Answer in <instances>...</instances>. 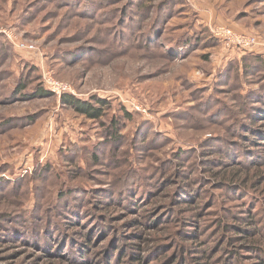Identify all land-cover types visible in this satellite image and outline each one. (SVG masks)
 I'll list each match as a JSON object with an SVG mask.
<instances>
[{
	"label": "rangeland",
	"instance_id": "rangeland-1",
	"mask_svg": "<svg viewBox=\"0 0 264 264\" xmlns=\"http://www.w3.org/2000/svg\"><path fill=\"white\" fill-rule=\"evenodd\" d=\"M222 28L257 44H229ZM45 73L72 93L53 94ZM43 84L52 95L35 96ZM63 96L103 99L105 115ZM232 173L250 178L243 190ZM257 241L264 0H0V264H169L165 251L263 264Z\"/></svg>",
	"mask_w": 264,
	"mask_h": 264
},
{
	"label": "trees",
	"instance_id": "trees-1",
	"mask_svg": "<svg viewBox=\"0 0 264 264\" xmlns=\"http://www.w3.org/2000/svg\"><path fill=\"white\" fill-rule=\"evenodd\" d=\"M152 0H147V4L148 2H150ZM167 4V3H164V5ZM152 8V5H146L145 3L141 4L139 6V9H147V10H150ZM169 17L170 19L173 18V15L172 13H169L165 16V18ZM147 20H148V17H147ZM158 25V21H154V23L152 24V26H150V28L152 29L153 27L157 26ZM43 87H41L39 90L36 91V95L37 97L39 96H44V95H52L47 89L46 87L44 86V84L42 85ZM27 89L26 85L24 82H20V85H19V89L17 91V94H19L20 92H25V90ZM25 95L24 96H29L28 94L24 93ZM17 96V95H16ZM61 102L63 104V106H66V107H70L71 109H73L78 115H81V116H84L90 120H101L104 115H105V111H106V106H107V103L105 100L103 99H99V98H96V97H93V99L91 101H81V100H78L76 99L75 97L73 96H63L61 98ZM93 102H95V104L97 105H94ZM114 125L117 126L116 123H112L111 124V127L113 128V130L116 132L117 131V127L114 128ZM179 154V155H178ZM177 156H181L183 155V153L180 151L178 152ZM238 154V153H237ZM231 157H234L233 154H230V159L233 160V158ZM180 158V157H178ZM239 172V171H238ZM233 176H234V179L235 182H236V186L238 188L237 192H239L240 190H243L244 189V186L245 184H248V182H250V178L249 177H244L242 181H240L239 177L237 176V174L235 175V173H232ZM189 179V177L187 178ZM192 178L189 179V181H193L191 180ZM239 182V183H237ZM240 185L241 187H239L238 185ZM243 186V187H242ZM246 187V186H245ZM247 200L249 199L248 197L246 198ZM192 210H194L193 208H190V209H187V213H189L190 211L192 212ZM255 217L254 214H250V218L251 220H253V218ZM190 218V217H188ZM188 219H186V222H187ZM242 220H245V219H242ZM252 222V221H251ZM144 224H146L145 222H143ZM188 224H192L195 228H198V224L197 222L195 221H192V222H187ZM148 226V225H147ZM261 226V225H260ZM259 231V229H257ZM87 233V236L89 238L93 237V232H89V231H86ZM197 234V233H196ZM197 236V235H196ZM264 244V242H262ZM90 245V244H89ZM206 245V243L204 241H201L200 242V245L199 246H204ZM260 243L257 241L254 245H251L249 248H251V250H253V252L257 255V256H260V258L263 256V252L264 250L260 248ZM208 247V245H207ZM86 252H89V247H82V249L80 250V257L81 258H85V254ZM206 253H210L209 251L205 250ZM99 253V252H97ZM96 253V254H97ZM100 254V253H99ZM165 256L163 257L164 258V261L166 263H169V264H175V261H173L174 258H176V256H174L175 254H167L166 251L164 252ZM136 255V254H135ZM207 255V254H206ZM137 256V255H136ZM205 257V256H203ZM113 258L115 259L114 255H109L107 256L106 259H104L103 261H101V263H98V264H115V260H113ZM150 258L148 257L147 255V259ZM143 262V260H140L139 262ZM120 263H121V260H120ZM93 264H97V262H93ZM141 264V263H140ZM179 264V263H178ZM264 264V263H263Z\"/></svg>",
	"mask_w": 264,
	"mask_h": 264
},
{
	"label": "built area",
	"instance_id": "built-area-1",
	"mask_svg": "<svg viewBox=\"0 0 264 264\" xmlns=\"http://www.w3.org/2000/svg\"><path fill=\"white\" fill-rule=\"evenodd\" d=\"M216 36L221 39H226L229 44L236 45L245 49L251 48L257 44V39L255 37L244 34H237L232 31V29L228 28L219 29L216 33ZM18 47L22 50H36L34 45L25 42L19 43ZM44 82L48 90H50L53 94H57L58 96L72 93L71 87L67 83L55 80L49 73L44 74Z\"/></svg>",
	"mask_w": 264,
	"mask_h": 264
}]
</instances>
